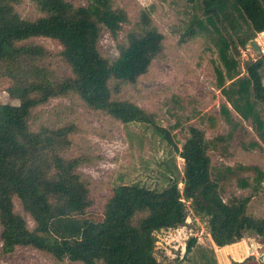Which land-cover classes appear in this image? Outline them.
Here are the masks:
<instances>
[{"label":"trees","instance_id":"16d2710c","mask_svg":"<svg viewBox=\"0 0 264 264\" xmlns=\"http://www.w3.org/2000/svg\"><path fill=\"white\" fill-rule=\"evenodd\" d=\"M31 1L39 15L26 19L17 11L20 0H0V78L11 80L6 92L18 101L0 103L2 251L11 252L15 246L26 245L56 260L66 258L84 264L98 260L103 264H160L155 255V233L188 226L190 213L193 220L198 218L204 224L216 247L240 241L245 235L264 241V216L251 214L250 196L232 202L222 198L219 182L211 177L208 142L202 129L190 125L177 147L169 130L158 125L151 113L129 100L112 97L122 84H134L145 74L163 49L164 35L153 26L146 12H140L138 29L125 34L124 42L117 45V56L109 60L98 49L99 35L105 29L115 40L127 22L126 12L113 0ZM200 5L203 18L220 33L216 42L218 55L230 70L233 61L227 52L233 47L236 51V47L232 38L222 34L219 23L225 21L232 34L241 32V22L249 24L252 36L264 31V0H200ZM195 23L203 28L200 20ZM185 32L195 34L192 25ZM241 36L237 35L238 42L244 45L248 39ZM37 37L59 44V54L67 67L65 73L51 69V53L46 47L28 42ZM217 73L221 86L222 76L220 71ZM245 73L230 95L223 87L222 91L241 118L260 126L262 137L264 123L255 103L264 110V54L246 61ZM228 77L234 81L230 73ZM110 81H114L112 87ZM70 92L89 108L123 124L150 125L182 159L180 180L167 167L169 174L161 188L138 182L112 186L101 214L93 216L87 211L92 203L87 183L75 171L80 158L64 155L71 145L75 125H40L37 130L29 127L36 107ZM222 108L229 113L227 107ZM172 166L176 168L175 162ZM14 199L32 218L33 228L15 212ZM136 214L141 216L134 222ZM198 236L192 232L187 237L182 259Z\"/></svg>","mask_w":264,"mask_h":264},{"label":"rangeland","instance_id":"374dc122","mask_svg":"<svg viewBox=\"0 0 264 264\" xmlns=\"http://www.w3.org/2000/svg\"><path fill=\"white\" fill-rule=\"evenodd\" d=\"M113 1L115 6L126 12L127 22L118 31L115 40L107 30L101 31L97 45L105 58H115L118 54L117 45L124 42L125 34L138 29L141 11L146 12L153 26L164 35V40L161 53L152 60L147 72L134 84H122L120 91L113 93L112 97L129 100L151 113L158 125L169 130L177 147L187 136L190 125L202 129L208 142L211 177L219 182L222 198L232 202L250 196L248 209L251 214L264 216V124L260 137V126L250 119L241 118L222 91L223 87L230 95L232 89L237 87L238 79L246 76V61L254 59L251 58L252 49L247 48L246 43L239 44L237 35L245 32L242 39L255 40L260 39V34L252 36L247 22H241V32L236 34H232L225 21L224 24L219 23L222 34L232 38L236 47V51L233 47L227 52L228 58L233 61V66L228 70L218 55L216 42L220 33L203 18L200 0L194 3L187 0ZM17 11L26 19L39 15L31 0H20ZM197 19L202 22L203 28L195 23ZM190 25L195 30L192 36L185 32ZM28 42L48 49L51 53L48 61L56 73L67 71L57 42L43 37L32 38ZM217 70L222 76L221 86ZM228 73L234 77L233 82L229 80ZM113 83L110 81L111 87ZM10 85L8 77L0 78V103H18L6 92ZM222 106L227 107L229 113H224ZM255 109L264 123L261 105L255 103ZM65 123H73L76 130L70 135L71 145L64 155L80 158L75 171L87 183L92 200L87 211L93 216L101 214L112 186L138 182L161 188L167 181V167L173 170L174 178H181L182 159L152 131L150 125L123 124L89 108L73 92L48 99L31 112L29 119L31 130H37L40 125L52 127ZM174 162L176 168L172 166ZM178 186L181 189L182 184ZM14 210L23 216L30 229L34 227L32 218L17 199H14ZM140 216L136 214L133 221ZM186 222L189 224L181 233L171 230L155 233V255L159 263L213 264V257L203 258L196 263L198 259L193 260L195 257L192 256L195 248L187 257L178 258L192 230L199 231L204 245L209 242L205 239L204 224L198 218L193 220L190 213ZM0 264L84 263L66 258L56 260L48 253L26 245H18L11 252H3L0 242ZM93 264L103 263L98 260Z\"/></svg>","mask_w":264,"mask_h":264},{"label":"crops","instance_id":"0c3cea01","mask_svg":"<svg viewBox=\"0 0 264 264\" xmlns=\"http://www.w3.org/2000/svg\"><path fill=\"white\" fill-rule=\"evenodd\" d=\"M185 227L186 226H182L179 228L169 229V230L176 231L177 233H181ZM192 232L198 236L197 231L192 230ZM206 236L207 237L205 239L209 240V242H206L207 245H204L201 241V237L198 236L197 242L193 247L195 248L192 254V256L195 257V259L193 260H196V258L198 259L196 263H199V261L203 260V258L213 257L214 259L213 264H264V246H263L264 242L260 240L258 236L245 235L240 241H237L232 244L224 245L221 247L214 246L209 236L207 234ZM175 237L176 236H174V238ZM251 241L254 244L253 252L250 251ZM183 251L184 249L181 248L179 253L180 259H182ZM198 253H200V255H197ZM166 254L168 255V253ZM187 256L188 255H186V257ZM177 264H181V262H177Z\"/></svg>","mask_w":264,"mask_h":264},{"label":"water","instance_id":"95a60500","mask_svg":"<svg viewBox=\"0 0 264 264\" xmlns=\"http://www.w3.org/2000/svg\"><path fill=\"white\" fill-rule=\"evenodd\" d=\"M245 35H246V33L243 32L241 37L244 38ZM246 47L252 49L255 53H258V52H259L258 46H257L255 40L252 39V38H249V39L246 41ZM250 251H251V252L254 251V244H253L252 241H251V243H250Z\"/></svg>","mask_w":264,"mask_h":264},{"label":"built area","instance_id":"2783aa9c","mask_svg":"<svg viewBox=\"0 0 264 264\" xmlns=\"http://www.w3.org/2000/svg\"><path fill=\"white\" fill-rule=\"evenodd\" d=\"M263 33H264V31L259 33L260 34V39L255 38V42H256V44L258 46L259 52L256 53L255 56H252V54H255V53L253 52V50H251V58H256V57L264 54V34ZM261 36H263L262 39H261Z\"/></svg>","mask_w":264,"mask_h":264},{"label":"bare ground","instance_id":"6f19581e","mask_svg":"<svg viewBox=\"0 0 264 264\" xmlns=\"http://www.w3.org/2000/svg\"><path fill=\"white\" fill-rule=\"evenodd\" d=\"M262 244V243H261ZM264 244V243H263ZM264 246V245H263Z\"/></svg>","mask_w":264,"mask_h":264}]
</instances>
